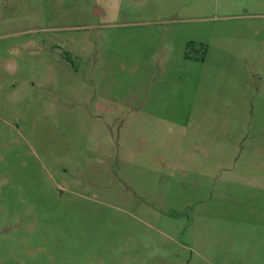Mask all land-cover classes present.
Masks as SVG:
<instances>
[{
    "label": "rangeland",
    "instance_id": "rangeland-1",
    "mask_svg": "<svg viewBox=\"0 0 264 264\" xmlns=\"http://www.w3.org/2000/svg\"><path fill=\"white\" fill-rule=\"evenodd\" d=\"M146 7L0 0V264H264L245 21Z\"/></svg>",
    "mask_w": 264,
    "mask_h": 264
},
{
    "label": "crops",
    "instance_id": "crops-1",
    "mask_svg": "<svg viewBox=\"0 0 264 264\" xmlns=\"http://www.w3.org/2000/svg\"><path fill=\"white\" fill-rule=\"evenodd\" d=\"M147 7L145 13L151 16L168 13L172 16H182L185 13L194 11L198 13L196 17L214 18L219 21L218 31H223L226 21L230 17H241L245 21L244 50L238 57L244 59L247 63H259V59L264 64V37L259 38V25H255L246 18L264 16V0H145ZM185 3H189L186 5ZM91 11L94 14L103 12L101 5L92 3ZM213 19V20H214ZM152 21H155L154 19ZM226 31V30H225ZM211 41H202L205 43V55ZM184 174L191 173L196 166H193V159L188 160ZM192 166L193 168H188ZM188 168V169H187ZM210 175H214V165L209 167Z\"/></svg>",
    "mask_w": 264,
    "mask_h": 264
}]
</instances>
